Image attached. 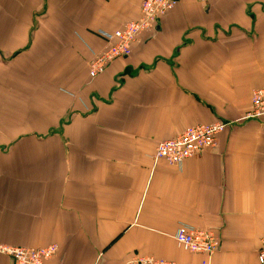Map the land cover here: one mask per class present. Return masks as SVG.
Listing matches in <instances>:
<instances>
[{"label":"crops","instance_id":"1","mask_svg":"<svg viewBox=\"0 0 264 264\" xmlns=\"http://www.w3.org/2000/svg\"><path fill=\"white\" fill-rule=\"evenodd\" d=\"M132 53L90 76L141 0H0V244H57L47 264H200L181 223L220 239L211 264H260L264 120L182 166L157 145L236 121L264 88V0H177ZM0 264H14L0 253Z\"/></svg>","mask_w":264,"mask_h":264},{"label":"built area","instance_id":"2","mask_svg":"<svg viewBox=\"0 0 264 264\" xmlns=\"http://www.w3.org/2000/svg\"><path fill=\"white\" fill-rule=\"evenodd\" d=\"M177 3V0H142L139 19L130 21L124 27L114 31L99 30L98 34L107 41V46L101 52H96L90 61V76L96 77L105 72L117 58L129 56L139 34L151 28ZM252 119L264 120V88L255 90L252 96V107L241 118L236 121L217 120L210 124H199L178 136L163 140L157 145L154 158L182 166L186 159L214 148L217 145L218 136L228 127ZM175 239L191 253L206 255L207 259L200 264H211L210 257L220 245V239L214 231L196 228L186 223L179 225L175 232ZM58 251L59 246L55 243L44 247L0 244V253L7 255L14 264H47L50 259L57 256ZM258 260L260 264H264V236L258 251ZM134 261L138 264H178L173 260L153 256H136Z\"/></svg>","mask_w":264,"mask_h":264},{"label":"rangeland","instance_id":"3","mask_svg":"<svg viewBox=\"0 0 264 264\" xmlns=\"http://www.w3.org/2000/svg\"><path fill=\"white\" fill-rule=\"evenodd\" d=\"M141 7H142V0H141ZM16 246V245H15ZM29 247H31V246H29Z\"/></svg>","mask_w":264,"mask_h":264}]
</instances>
